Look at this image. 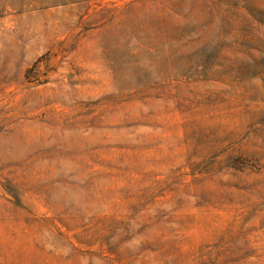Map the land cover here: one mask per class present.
Returning a JSON list of instances; mask_svg holds the SVG:
<instances>
[{
    "label": "rangeland",
    "instance_id": "rangeland-1",
    "mask_svg": "<svg viewBox=\"0 0 264 264\" xmlns=\"http://www.w3.org/2000/svg\"><path fill=\"white\" fill-rule=\"evenodd\" d=\"M0 264H264V0H0Z\"/></svg>",
    "mask_w": 264,
    "mask_h": 264
}]
</instances>
